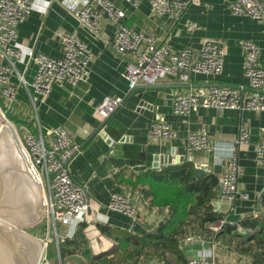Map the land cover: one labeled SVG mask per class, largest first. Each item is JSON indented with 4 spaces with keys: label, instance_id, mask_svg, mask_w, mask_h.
Here are the masks:
<instances>
[{
    "label": "crops",
    "instance_id": "crops-1",
    "mask_svg": "<svg viewBox=\"0 0 264 264\" xmlns=\"http://www.w3.org/2000/svg\"><path fill=\"white\" fill-rule=\"evenodd\" d=\"M87 1L38 0L44 11H34L18 27L17 43L26 52L59 58L63 53L61 39L71 33L92 54L83 82L73 87L56 84L47 96L32 86L37 66L28 56L17 64L25 83L17 75L12 79L18 85L14 120L19 126L42 130L45 135L63 127L82 147V153L69 163L68 169L74 181L86 189L90 205L87 221L75 232L78 246L70 245L62 255L56 241L52 254L47 253L48 259L56 256L60 264H188L190 259L204 255L214 264H264V242L256 239L264 233V164L258 162L255 152L257 144L264 140V112L199 108L185 117L173 112L174 97L199 88L229 86L242 88L250 95L253 91L244 75L242 43L250 41L259 48V64L264 68V25L234 15L231 5L235 0H197L177 20L155 15L148 0L137 7L127 0H107L126 13L122 21L125 26L156 37L173 51L189 48L198 52L205 40H218L225 49L221 76L193 74L188 83L168 77L153 86L140 84L131 89L123 74L133 55L123 57L116 51L115 24L109 16L103 13L98 33H94L70 11V6H84ZM46 2H50L49 7ZM190 25L197 28L191 32ZM106 98H120L123 104L103 120L98 107ZM160 121L171 126L172 139L151 136V125ZM242 126L248 128L250 141L236 150L242 175L236 198L227 202L222 200L220 181L229 169L227 149L237 144ZM192 132L205 134L214 150L189 153L187 137ZM168 154L184 161L163 169L154 166L155 156ZM186 162L205 171L199 178H218L216 197L210 200V206L236 231L229 233L223 227L216 233L213 227L220 221L203 223L206 206L190 213L182 225L162 231L172 216L171 209L154 205L149 184L139 177L146 171L163 172ZM212 191L209 195L203 193L205 202ZM115 193L131 198L137 209L136 222L108 209ZM246 221L260 225L256 229L242 226ZM58 230L66 233L69 229L58 225ZM122 242L129 246L124 256Z\"/></svg>",
    "mask_w": 264,
    "mask_h": 264
},
{
    "label": "built area",
    "instance_id": "built-area-1",
    "mask_svg": "<svg viewBox=\"0 0 264 264\" xmlns=\"http://www.w3.org/2000/svg\"><path fill=\"white\" fill-rule=\"evenodd\" d=\"M137 7L143 0H127ZM152 12L157 16L180 19L197 0H148ZM46 7L50 2H46ZM38 0H0V110L10 121L18 134L23 151L35 171L42 190L43 205L48 231L39 240L44 247L42 262L48 264L47 250L50 247L52 233L55 230L57 244L72 238L87 221L90 205L86 189L77 184L66 164L82 153L81 145L74 142L71 134L63 127L52 129L47 135L42 130H32L19 126L14 120L18 85L12 79L18 76L25 83L17 69L24 56H28L37 66L33 81L35 91L47 96L56 84L76 86L86 78L88 64L92 54L87 45L75 34L66 33L61 39L62 56L51 57L33 51H24L18 45V27L34 11H44ZM70 11L80 22L94 33H98L103 13L115 24L113 46L121 56L133 55L123 74L131 89L138 85L153 86L160 81L173 77L188 83L193 74L204 76H221L224 71L225 49L218 40H205L198 52L186 48L173 51L167 44L159 43L156 37H147L129 29L122 23L126 13L118 10L107 0H88L84 6L74 4ZM231 11L236 16L248 17L264 25V0H235ZM195 25L188 26L194 31ZM244 50V75L249 80L252 93L246 95L242 88L214 86L199 88L193 93L177 95L173 100V112L178 116H188L199 108L231 109L238 111L264 112V68L259 64L260 50L250 41L242 43ZM120 98H106L98 107L103 120L110 118L121 106ZM154 138L172 139L174 132L170 125L154 122L150 127ZM250 141V132L246 126L240 129L237 144L228 150L229 169L220 181L222 200L232 202L238 194V179L242 169L238 163L236 150L238 146ZM189 153L213 151L205 134L190 133L187 137ZM256 158L264 164V140L255 147ZM218 162L221 163L220 155ZM111 212L122 215L133 222L138 219L137 209L127 195L115 193L108 204ZM226 221H220L213 227L218 233ZM58 225L68 227V232L60 233ZM188 264H214L203 256L192 258Z\"/></svg>",
    "mask_w": 264,
    "mask_h": 264
},
{
    "label": "water",
    "instance_id": "water-1",
    "mask_svg": "<svg viewBox=\"0 0 264 264\" xmlns=\"http://www.w3.org/2000/svg\"><path fill=\"white\" fill-rule=\"evenodd\" d=\"M154 159V166L161 169L184 161L173 154ZM196 174L200 176L205 171L197 169ZM41 189L14 125L0 111V264H40L44 247L15 223L26 222L35 213L40 215L36 210Z\"/></svg>",
    "mask_w": 264,
    "mask_h": 264
},
{
    "label": "trees",
    "instance_id": "trees-1",
    "mask_svg": "<svg viewBox=\"0 0 264 264\" xmlns=\"http://www.w3.org/2000/svg\"><path fill=\"white\" fill-rule=\"evenodd\" d=\"M139 178L146 180L149 184V194L153 198L154 205L159 207H169L171 209L172 216L169 219L167 227L162 231H165L171 226L182 225L183 220L188 217L190 213H194L195 210L198 211L205 206L207 214L203 219V223L215 224L223 220L222 216L219 213L214 212L213 208L210 206V200L216 197V188L219 186L218 178L214 175L199 178L192 162H186L176 167H170L163 172L146 171L143 172ZM191 180L197 182L189 184L188 181ZM210 189H213V191ZM210 191H212V193H210V199L205 202L202 195H204V192L209 195ZM190 205L194 206L188 211ZM258 225H260L259 222L250 223L247 221L242 224L244 227H252L254 229H256ZM261 225L263 231L264 223L262 222ZM236 230L237 228L235 226L229 224L224 226V231L229 233ZM256 239L260 240V243H263L264 233H261ZM129 241H131V239L128 240V243ZM70 245H73V247L79 245L77 243V233L72 240H66L64 243L60 244L62 255L66 254L67 248ZM128 248L129 246L122 242L120 248L122 256H124L123 253L127 251ZM261 251H264V248H262Z\"/></svg>",
    "mask_w": 264,
    "mask_h": 264
},
{
    "label": "rangeland",
    "instance_id": "rangeland-1",
    "mask_svg": "<svg viewBox=\"0 0 264 264\" xmlns=\"http://www.w3.org/2000/svg\"><path fill=\"white\" fill-rule=\"evenodd\" d=\"M43 196H44V191L41 189L40 203L36 210L37 212H39L40 215L38 216V213H35L28 221L21 223V226L24 228V230L28 232L30 235L38 238L36 240L39 242L40 240L39 237L37 236L44 237L46 235V231H48V225L47 222L45 221L46 219H45V211H44L45 209L43 205ZM51 233L53 237L51 238L50 248L47 250L48 254H52V250L53 248H55L56 245L55 230L53 226H51ZM52 256L53 255H51V257ZM53 258L54 259L51 260L48 259V261L50 260L48 264H60L58 257L56 258V256H53ZM42 264H44V262H42Z\"/></svg>",
    "mask_w": 264,
    "mask_h": 264
},
{
    "label": "bare ground",
    "instance_id": "bare-ground-1",
    "mask_svg": "<svg viewBox=\"0 0 264 264\" xmlns=\"http://www.w3.org/2000/svg\"><path fill=\"white\" fill-rule=\"evenodd\" d=\"M1 111V110H0ZM1 113H2V111H1ZM3 114V113H2ZM3 116H4V114H3ZM5 117V116H4ZM13 223H15V222H13ZM15 224H18V225H21V223H15ZM103 243H105V242H103ZM100 244V243H99ZM101 247V246H100ZM96 248V247H95ZM42 250H43V248L41 247V251H40V254L42 253ZM39 254V255H40Z\"/></svg>",
    "mask_w": 264,
    "mask_h": 264
}]
</instances>
